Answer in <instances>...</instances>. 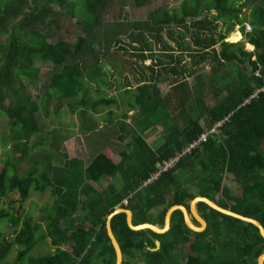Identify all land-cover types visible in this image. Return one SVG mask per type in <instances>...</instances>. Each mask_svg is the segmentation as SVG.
<instances>
[{"label":"trees","instance_id":"16d2710c","mask_svg":"<svg viewBox=\"0 0 264 264\" xmlns=\"http://www.w3.org/2000/svg\"><path fill=\"white\" fill-rule=\"evenodd\" d=\"M152 1L134 0L139 7ZM176 1L129 24L105 21L113 0H84V35L73 41L64 35L63 18L76 14V0H0V115L10 119L8 142L15 151L0 174V203L9 204L0 206V225L6 221L11 231L0 230V264H115L106 219L116 207L131 210L136 226L162 228L172 205L190 209L198 195L264 226V0ZM247 24L253 27L250 33ZM237 26L244 41L227 42ZM114 44L119 51L130 47L138 61L127 63L133 70L142 68L137 87L124 90L132 94L133 126L120 128L118 140H130L120 160L102 149L83 170V161L70 154H64L65 164L56 165L52 151L61 153L66 140L44 132L40 116L50 117L53 101L55 111L67 101L72 113L85 119L90 110L115 105L114 96L93 98L89 86L81 96L73 92L79 84L101 83V56H108ZM247 44L255 50L248 51ZM147 60L152 61L148 66ZM39 62L50 69L43 71ZM164 82L167 91L159 86ZM30 85L44 91V100ZM113 116V110L107 113L111 124ZM156 131L163 142L153 148L146 137ZM48 191L53 201L41 207L40 216L27 213L32 192ZM13 192L18 199L11 198ZM198 210L208 222L202 233L188 227L180 210L164 234L133 231L126 214L115 215L111 227L122 264H181L179 253L185 252L187 264H260L264 237L256 225L206 202L198 203ZM48 240L55 251L30 256ZM156 241L161 247L153 251ZM15 248L18 254L11 260Z\"/></svg>","mask_w":264,"mask_h":264},{"label":"rangeland","instance_id":"374dc122","mask_svg":"<svg viewBox=\"0 0 264 264\" xmlns=\"http://www.w3.org/2000/svg\"><path fill=\"white\" fill-rule=\"evenodd\" d=\"M76 1V14L63 18L64 35L73 41H76L79 36L84 35L82 29V25H84L82 24V20L85 18V9L83 8L84 0ZM178 3L179 1L176 0H153L151 4L139 7L135 4L134 0H113V3L109 6L110 8L106 11L105 21L108 23L120 21L129 24L143 22L152 10L166 5L176 6ZM120 7H123L121 17L119 16ZM123 38L127 41L125 37ZM227 41L230 43L244 41V35H242L239 26H237L235 31L229 35ZM249 45L250 44L246 45V49L248 51H254V49L249 48ZM119 46L120 45L118 44H114V47L111 48V53L108 56H101V66L103 67L105 77L100 84H79L73 89V92L76 91L77 94L81 96L85 87L89 86L93 98L99 96H114L117 99L115 105L110 107H100L99 112H93L90 110L85 119L81 115V112L72 113L71 108L67 105L68 102L66 101L63 109L59 112L55 111L56 105H53L50 117L45 118L44 113L40 116L44 132H57L66 140L62 145L61 153L52 151L56 153L55 159H52L53 163L56 165L62 166V164H65L67 160L65 159L64 154H70L69 157H75L83 161V165L81 166V170H83L86 163L93 160V157L102 149L107 150L106 153L112 154L114 159L120 160V152L125 149L126 144L130 140L129 137H126L127 139L124 143L118 140V137L121 134L120 128H125L127 131L130 130L133 126L132 116L134 115L133 107L130 104L132 101V94L124 93V90L125 87L128 86H131L132 90L137 87L142 68L136 67V70H133L132 65L128 64L127 61L135 63L138 59L135 56H131L130 53L132 51L130 47L127 48V51H119L117 50ZM160 47V44L156 47L158 54H160ZM114 51L118 52L114 53ZM151 63V60H147L145 65L148 66ZM204 70L209 71L210 67L205 66ZM159 86L164 91H167L169 88L168 82L161 83ZM32 92L35 91L33 90ZM55 95L57 96L59 94ZM111 110L114 111V116L112 117L114 121L113 124L108 122L107 117V113ZM87 127H93V130L90 128L87 129ZM159 133L160 132L156 131L146 137L148 143H150L153 148H157V146L163 142V139H161V133ZM38 153L41 156L45 155L44 150H39ZM108 179H105L102 182L107 183V181H109ZM226 182L234 191H237L238 186L231 180V177H228ZM52 201L53 194L50 191L45 193L32 192L25 205V210L27 213H32L38 217L40 207L49 204ZM0 206L8 207L9 205L8 202H3ZM0 230L6 234H10V229L6 221L1 223ZM18 249L19 248L14 249L9 259L13 260L16 258ZM53 251H55V248H52L49 241H46L36 246L30 253V256L44 255ZM187 258L188 254L186 252L179 253L178 261L181 264H187ZM133 264L144 263L136 260L133 261Z\"/></svg>","mask_w":264,"mask_h":264},{"label":"water","instance_id":"95a60500","mask_svg":"<svg viewBox=\"0 0 264 264\" xmlns=\"http://www.w3.org/2000/svg\"><path fill=\"white\" fill-rule=\"evenodd\" d=\"M200 202H206L211 207H213V209H215L216 211H218L224 215H227V216L239 219L241 221L256 225L260 229L261 235L264 237V226L261 222H259L256 219L245 217V216L239 215L237 213H234L230 210L224 209V207L219 205L217 202H215L211 198L206 197V196H202V195L196 196L191 201L190 210L188 209V207L186 205H181V204L172 205L166 213L165 223H164V226L162 228L158 227L156 225L150 224V223H145V224H141V225L136 226L133 224V213L131 210L122 209V207H116V209L106 219L107 234L111 240V244L114 248L115 255H116L115 264H122L123 263V253H122L120 245H119V243H118V241H117V239L113 233L112 227H111V220L115 215L120 214V213L126 214L127 224L129 226V228L133 231L152 230L153 232H155L157 234H164L170 230L173 213L177 210H180L183 213V217H185V221H186V224L188 225V227L190 229H192L194 232L202 233V232L207 230L208 222L201 216V214L198 211V203H200ZM193 218H195V220L198 221L199 225H197L194 222ZM156 244H157V248L153 249V251H158L161 247L160 241H157ZM259 263L264 264V254L259 258Z\"/></svg>","mask_w":264,"mask_h":264},{"label":"crops","instance_id":"0c3cea01","mask_svg":"<svg viewBox=\"0 0 264 264\" xmlns=\"http://www.w3.org/2000/svg\"><path fill=\"white\" fill-rule=\"evenodd\" d=\"M228 42V41H227ZM237 43V42H235ZM38 65L44 69L43 71L47 70V69H50V68H47V66H50V64H45V63H41L39 62ZM38 86H35V85H30V90L31 91H35V92H32L33 95L37 98V99H41V100H44V91H39V87L37 88ZM9 102V100H8ZM57 102L53 101L51 103V112L53 110V105H56ZM12 131V126H11V123H10V119L6 116H1L0 115V174L1 172L3 171V169L5 168V163L7 162L8 160V156H13L15 155V151H14V144L13 142H8L10 140V133ZM29 167V163H25L23 165V168L24 169H28ZM11 198L13 199H18L19 198V193L18 192H13L11 194ZM192 201V200H191ZM191 201H190V207H191ZM3 202H8V200H3L0 204H2ZM9 205V204H8ZM44 206V205H43ZM1 207H5V206H1ZM42 207V206H41ZM41 207H40V210H39V215L38 217L40 216L41 214ZM190 210V209H189ZM199 211V210H198ZM200 213V212H199ZM32 214V213H31ZM201 214V213H200ZM35 218H38L36 217L35 215H33ZM202 216V215H201ZM193 217V216H192ZM203 217V216H202ZM193 220H195V218H193ZM197 221V220H196ZM195 222V221H194ZM198 223V221H197ZM196 223V224H197ZM199 225V223L197 224ZM9 227V225H8ZM10 229V228H9ZM11 232V231H10ZM49 243H50V240H48ZM47 241V242H48ZM157 242V241H156ZM51 245V244H50Z\"/></svg>","mask_w":264,"mask_h":264},{"label":"built area","instance_id":"2783aa9c","mask_svg":"<svg viewBox=\"0 0 264 264\" xmlns=\"http://www.w3.org/2000/svg\"><path fill=\"white\" fill-rule=\"evenodd\" d=\"M252 30H253V27L250 25V24H247V28H246V31H247V33H250V32H252ZM257 75L258 76H260V74H259V72L257 73ZM215 131V130H214ZM204 140H207V136H204L202 139H201V141H204ZM178 159H175V160H172V161H170L169 163H167L157 174H155L154 176H153V179H151V181L150 182H152V181H154V180H157V178H158V176L160 175V173L162 172V171H166L168 168H170V167H172L174 164H175V162L177 161ZM127 199H125L124 200V203L125 204H127Z\"/></svg>","mask_w":264,"mask_h":264},{"label":"bare ground","instance_id":"6f19581e","mask_svg":"<svg viewBox=\"0 0 264 264\" xmlns=\"http://www.w3.org/2000/svg\"><path fill=\"white\" fill-rule=\"evenodd\" d=\"M239 36V35H238ZM238 38V37H237Z\"/></svg>","mask_w":264,"mask_h":264},{"label":"clouds","instance_id":"9594fccd","mask_svg":"<svg viewBox=\"0 0 264 264\" xmlns=\"http://www.w3.org/2000/svg\"><path fill=\"white\" fill-rule=\"evenodd\" d=\"M254 50H255V48H254Z\"/></svg>","mask_w":264,"mask_h":264}]
</instances>
